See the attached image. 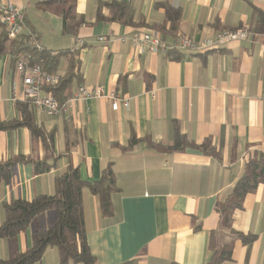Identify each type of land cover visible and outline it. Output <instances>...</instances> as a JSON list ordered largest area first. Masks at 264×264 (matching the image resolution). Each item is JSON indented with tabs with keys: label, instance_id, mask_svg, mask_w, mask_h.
Listing matches in <instances>:
<instances>
[{
	"label": "crops",
	"instance_id": "0c3cea01",
	"mask_svg": "<svg viewBox=\"0 0 264 264\" xmlns=\"http://www.w3.org/2000/svg\"><path fill=\"white\" fill-rule=\"evenodd\" d=\"M113 1L131 8L130 24L108 20L101 4ZM5 2L21 10L24 23L0 53V123L20 122L17 105L25 104L14 97L21 90L11 57L16 51L60 78L47 90L59 102L85 86L101 87L129 106L113 111L107 99H91L53 118L27 105L46 143L25 126L0 129V161L26 160L0 184V224L3 203L52 195L55 177L68 168L91 184L110 167V217L101 214L88 185L82 189L93 264H207L211 236L214 250L230 251L219 264H264V183L244 195L227 222L219 214L247 164L264 156V0ZM164 6L178 12L174 24ZM242 27L250 31L246 40L201 53L139 54L129 40L120 41L134 31L165 42L178 35L212 40ZM3 29L0 24V34ZM176 132L186 145L171 150ZM33 162L51 169L37 174ZM33 225L15 239L0 238V260L30 248ZM35 264H59L57 248L48 247Z\"/></svg>",
	"mask_w": 264,
	"mask_h": 264
},
{
	"label": "trees",
	"instance_id": "16d2710c",
	"mask_svg": "<svg viewBox=\"0 0 264 264\" xmlns=\"http://www.w3.org/2000/svg\"><path fill=\"white\" fill-rule=\"evenodd\" d=\"M101 5H105L109 9V21L131 23L132 10L127 4L113 1ZM164 7L167 11V20L174 24L178 20V12L172 11L167 6ZM3 32L1 31L0 34V53L10 48L7 45V34ZM174 58L177 59L178 57ZM59 104H62V102H59ZM27 108L26 104L19 103L17 109L21 113V121L0 123V129L25 126L30 130L33 137L40 138L43 143H46L45 135L33 125L31 114ZM185 145L186 140L176 132L171 150H180ZM24 162L26 160L23 157L0 161V184L8 183L16 166ZM33 168L35 173L38 174L49 171L51 166L47 165L46 162H33ZM259 183H264V156L247 164L246 173L235 183L229 198L219 207V214L224 222L228 221L232 209L240 207L244 195L253 191ZM87 185L99 201L101 214L110 217L112 213L110 195L115 189L110 167L103 171L99 181L91 184L82 181L77 169L70 167L64 173L55 177V191L52 195H38L31 201L13 199L3 203V222L0 224V238L15 239L25 232L31 224L38 223V225L31 233L30 248L23 253H17L10 260H0V264H35L41 260L48 247L57 248L59 264H93L94 258L90 255L86 244L81 203L82 189ZM236 236L244 241L251 239V237H244L241 234ZM209 248L211 257L207 264H219L230 257V251L226 247L220 251L214 250L212 236Z\"/></svg>",
	"mask_w": 264,
	"mask_h": 264
},
{
	"label": "built area",
	"instance_id": "2783aa9c",
	"mask_svg": "<svg viewBox=\"0 0 264 264\" xmlns=\"http://www.w3.org/2000/svg\"><path fill=\"white\" fill-rule=\"evenodd\" d=\"M23 23L24 17L21 10L9 2L0 4V24L6 30L9 40L18 39L23 30ZM249 35L250 31L242 27L236 30L217 32L212 40L196 41L185 35H178L171 42H165L156 33L134 31L130 38L121 37L120 41L126 43L129 40L131 47L139 54L166 55L169 52L201 53L216 50L233 42L246 40ZM30 39H33L32 35H30ZM97 40L104 42L105 38L100 37ZM76 43L78 47L85 45L82 39L77 40ZM35 47L40 49L37 45ZM11 57L15 60V73L21 82V90H15L14 97L28 105L37 114L53 118L60 115L67 116L75 104L99 98L107 99L113 111H116L120 106L124 109L129 106L127 99L114 96L113 93H105L101 87L89 88L85 86H79L64 103L59 104L47 91L59 84L58 76L45 73L39 64L33 62V57L28 52L16 51Z\"/></svg>",
	"mask_w": 264,
	"mask_h": 264
},
{
	"label": "rangeland",
	"instance_id": "374dc122",
	"mask_svg": "<svg viewBox=\"0 0 264 264\" xmlns=\"http://www.w3.org/2000/svg\"><path fill=\"white\" fill-rule=\"evenodd\" d=\"M50 214H51V212H50ZM33 225V224H32ZM34 226V225H33Z\"/></svg>",
	"mask_w": 264,
	"mask_h": 264
}]
</instances>
